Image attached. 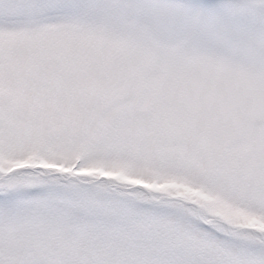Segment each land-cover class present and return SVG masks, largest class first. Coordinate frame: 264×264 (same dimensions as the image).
<instances>
[{
	"label": "snow or ice",
	"instance_id": "obj_1",
	"mask_svg": "<svg viewBox=\"0 0 264 264\" xmlns=\"http://www.w3.org/2000/svg\"><path fill=\"white\" fill-rule=\"evenodd\" d=\"M0 197V264H264V0H0Z\"/></svg>",
	"mask_w": 264,
	"mask_h": 264
},
{
	"label": "rangeland",
	"instance_id": "obj_2",
	"mask_svg": "<svg viewBox=\"0 0 264 264\" xmlns=\"http://www.w3.org/2000/svg\"><path fill=\"white\" fill-rule=\"evenodd\" d=\"M15 166H23V163L15 165ZM41 166L46 168H52L60 171H71V169L64 168L63 164H55V163H47L41 162ZM82 173L93 175L98 174L101 177H107L114 182V187H121L126 185H143L146 188L151 190L161 191L167 190L169 188L177 189L178 195H187L189 197H199L204 200L211 201V197L207 194L203 193L199 189L192 188L188 185L177 183L174 180H167L163 182H159L162 178L153 176L151 180L143 178L144 176L148 175L147 171L144 169H138L137 174H129L128 172L121 171V170H112V171H105L102 168H86L80 170ZM3 197H0L2 200ZM224 212L232 215L238 219L246 220L249 224L253 226L264 228V222L259 221L257 219L248 217L241 213L239 210L232 209V208H225Z\"/></svg>",
	"mask_w": 264,
	"mask_h": 264
}]
</instances>
